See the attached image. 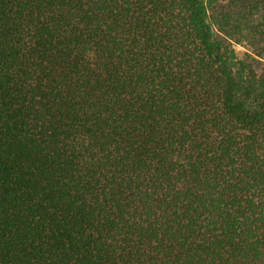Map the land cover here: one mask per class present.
I'll use <instances>...</instances> for the list:
<instances>
[{"label": "trees", "instance_id": "trees-1", "mask_svg": "<svg viewBox=\"0 0 264 264\" xmlns=\"http://www.w3.org/2000/svg\"><path fill=\"white\" fill-rule=\"evenodd\" d=\"M0 264H264V0H0Z\"/></svg>", "mask_w": 264, "mask_h": 264}, {"label": "rangeland", "instance_id": "rangeland-1", "mask_svg": "<svg viewBox=\"0 0 264 264\" xmlns=\"http://www.w3.org/2000/svg\"><path fill=\"white\" fill-rule=\"evenodd\" d=\"M232 51L234 52V54L236 53L237 55L239 53H241L243 51V49L241 47H233Z\"/></svg>", "mask_w": 264, "mask_h": 264}]
</instances>
